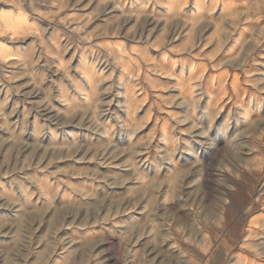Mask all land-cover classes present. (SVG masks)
<instances>
[{
    "label": "clouds",
    "instance_id": "obj_1",
    "mask_svg": "<svg viewBox=\"0 0 264 264\" xmlns=\"http://www.w3.org/2000/svg\"><path fill=\"white\" fill-rule=\"evenodd\" d=\"M81 2L0 0V11L36 36L26 45L11 34L0 38V47L15 61L0 65V84L7 81L8 89L0 100V264H208L211 257L178 248L186 238L196 243L200 218L180 217L175 201L184 199L183 186L171 190L178 172L172 165L178 163L181 134L207 136L210 128L201 122L223 107H211L221 100L223 88L215 92L205 69L256 75L248 65L259 63L264 53V0H143L138 12H125L123 0H99L94 8L88 0L83 9ZM149 4L166 11H147ZM66 9L76 11L69 15ZM115 9L121 15L89 30L101 13ZM42 20L50 22L47 27ZM51 22L66 31L48 35ZM108 37L116 39L100 42ZM64 40L68 43L61 46ZM82 45L105 51L95 63L85 60L73 68L76 52L65 57ZM209 46L211 52H205ZM152 49H163L160 60L149 55ZM174 52L186 55L174 58ZM221 52L213 63L211 57ZM98 64L105 65L103 71ZM152 74L170 79L159 84ZM249 82L254 95L264 93V78ZM13 95L19 99L6 111ZM233 109L229 116L237 127L247 124L248 135L264 137V116L252 119L241 101ZM70 158L95 161L96 167L52 168ZM113 168L123 171L104 170ZM80 176L86 179L71 182ZM168 241L174 243L164 250ZM249 247L257 264H264V243Z\"/></svg>",
    "mask_w": 264,
    "mask_h": 264
},
{
    "label": "bare ground",
    "instance_id": "obj_2",
    "mask_svg": "<svg viewBox=\"0 0 264 264\" xmlns=\"http://www.w3.org/2000/svg\"><path fill=\"white\" fill-rule=\"evenodd\" d=\"M71 2L74 3L75 0H71ZM98 2H99V0H93L92 8H94ZM87 3H88V0H82L80 8L83 9V5L87 4ZM124 3L125 2L123 0V6H124L125 12H138L143 8V0H141V2L138 4L137 8L136 7L135 8H131V7L128 8V7H126V5ZM152 6H153V4H149L147 11H150V10L152 11ZM91 10L92 9L89 8V9H86L85 11H91ZM65 11L69 12V15L70 14L72 15V12H74L76 10L72 9L71 11H69L66 9ZM164 11H166V9H164ZM79 14H82V13H79ZM61 15H63V13ZM119 15H121L120 9H115L112 11L101 13V16L97 19H94L92 21V23L89 24L88 28H89V30H91L98 25L102 26L104 24L105 20H108L110 18L114 19V18L118 17ZM42 22L44 24H45V22H47L44 27H47L48 24L50 23L47 20H42ZM51 23H53V27L50 29H53V31H56V30L57 31L58 30L59 31H61V30L66 31L63 24L55 25L54 22H51ZM0 30L2 32L3 31L7 32L11 35H15V33H18V34H22V33L26 34L27 33L30 35L33 34L31 30H28V31L21 30L19 21H14L11 17V14H6L4 11H0ZM115 39L116 38H114V37L100 38V42L103 43V42H105V40L111 42ZM67 43H68V41L64 40L61 46L65 45ZM92 43L96 44V40H93ZM128 46H129V44L127 42H125V47H128ZM262 47H264V46H262ZM154 50L155 49L150 50L149 55H151V56L155 55V54H153ZM104 51L105 50L101 48V49H99V51L93 52V50L91 48H87L86 45H82L79 51H77V49L75 47H73L71 49V51H69V53L67 54L68 55L67 58L71 57L73 52H76L75 59L72 61V67L75 68L77 65L81 64L85 60L89 64L95 63V61L98 58H102L100 56V53H102ZM117 51H122V49H118ZM209 52H211V50ZM162 53L163 52H160L159 54H162ZM130 55L135 56V50L132 53H130ZM222 55H223L222 52L219 53L218 55H213L211 57L212 62L214 63ZM173 57L175 58V56H173ZM67 58H65V59H67ZM260 58H261V61L259 63L248 65L249 72L250 73L255 72L256 73L255 76L248 75L246 77L240 71L233 72V71L229 70L228 72H223V70H218L215 68L205 69V77L204 78L207 81L209 75H211L213 77L212 87H213V89H215V92H219L220 89L223 88V96H222L221 100L220 101H213V104L211 105L213 111H215V105L216 104H223V107L219 111L218 115H216L214 118H207L206 122L208 124H211V123L214 124V126H212V128L216 129V131H215V135H216L217 127L223 121L224 122L223 130H222L223 138L228 137L227 140H229V142H231V144L235 147H236V145H238V142H239V145H243V147L245 149L243 151H241L242 152L241 153L242 158L244 159L245 156H248V157H246V164L243 168L244 171L242 172V174H243L242 176L246 177V179H245L246 185H250V190H249L247 196L242 198V202H241L240 207H241V209H243L242 210L243 212L241 214L238 213L239 214V220H238L237 224L235 225V227L232 228L233 232H235V231L237 232V234L239 235V238H241V239L243 238V241L241 242L242 244L241 245L238 244V246H237L238 252H235L237 250L236 247H230L229 249H226L225 251H223L222 257L218 260V262L216 264H257L258 258H256L254 253L250 250L249 245L254 246L256 244L264 243V214H262L258 218L254 217L255 216L254 214H256L257 211L262 210L264 212V137H261L260 140L254 141L256 138L254 139L253 136H250L247 134V127H248L247 124H241L238 127L236 125L234 127L235 128V134L233 135V133H232L229 136H227L228 135V133H227L228 126H230V122H231V120L229 122V118H230L229 112L234 110L233 109V103H236L237 101H241L243 106L249 109V116L252 119L256 118L257 113L264 116V114H262L261 110L259 109V107H261V105L259 106V103H258V100H259L258 98L264 97V93H261L259 95H254V93H256V89L253 88L252 84L249 82L251 80L264 78V53L261 54ZM49 59H51V58L49 57ZM125 59L127 60V57H125ZM198 59H199L198 57H193V60L198 61ZM257 59L259 60V57H257ZM14 62L15 61L12 58V56H10L4 48L0 47V65L6 67L8 64H12ZM42 63H43V61H42ZM104 68H105V65H103V64L97 65V69L99 71H103ZM177 71H179V69H177ZM120 74L121 73L118 71L117 76H119ZM73 75L77 76L81 80H83V77H80L79 73H73ZM156 76H158V75L152 74L153 80L159 84H164V82L161 83L159 78H157ZM159 76H162V75H159ZM163 77L168 78V80L170 79V77H167V76H163ZM141 80H143V74L142 73H141ZM223 81H227V83H223ZM24 82L25 81H23V80L16 81L17 84H22ZM83 82L87 83L86 80H83ZM6 84H7V81H5L4 84H0V89H3V91H0V100H3L8 95V89L5 86ZM155 87H156V84H153V90H155ZM215 92H214V94H215ZM229 98H231V102H226L229 100ZM18 99H19V97L13 95L8 101L6 111H10L12 109L13 104ZM34 99H39V97H34ZM119 99L120 98H118V100ZM207 99H209V98L206 97V100ZM147 106H148V104H147ZM112 110L115 112H119V109H117L115 104L112 105ZM21 111H22V109H21ZM110 115H111V113H109V116ZM137 115H139V114L137 113ZM17 116H20V111H18L16 116H13L12 119L15 120L17 118ZM108 118L109 117H104L103 119H108ZM241 119H246V118L242 117ZM217 124H218V126H217ZM203 128L205 130H208L210 128V130H211V126H207V127L204 126ZM197 131H199V130H197ZM197 137H201V139L196 140V143H199L202 145L207 144L209 146H211V144L213 145V143H215V140L214 141L211 140L210 134H208L207 136H201V135H197L195 133L194 138H197ZM188 143H189V141L186 142V144H188ZM189 145L190 144H188V147H189ZM202 145H200V146H202ZM165 147H166V145H165ZM231 150L232 149H229V152ZM221 151H222V149H218V147H217V149L215 148V151L212 152L209 159H207V160H205V159H202V160L199 159L198 160L197 157L194 156L195 157L194 158L193 155L190 153L182 156L183 155L182 153L179 154V153L175 152V159L178 161V163L175 165H172V166L176 167L178 169V172L175 174V183L172 186L171 190L174 191L176 187L183 186L180 194L184 196V199L183 200L177 199L175 201V205L181 206V210L179 212L180 216H186V215L188 216L189 212H190L189 210H193V208L191 209L192 206L190 207V209H188L189 207L188 208L182 207L184 204L190 202L188 197H192V199L195 201V203H192V201H191V203H192V205L193 204L196 205L197 204L196 201L200 195L199 193L201 191L200 190L201 186L196 185L195 184L196 181H192L193 183L189 184L191 178L194 179V177L196 175H199L201 173V171H205L203 169L207 168L206 172L204 174L202 173V175L204 176L203 177V188H205V187L211 188V186L214 184V183L212 185L210 184V177L212 175L211 173H214V172L213 171L211 172V170H209V168H210V166H212V164H214L213 162H216V159L219 156ZM178 155H180V156H178ZM233 155L236 158L235 154H233ZM231 156L232 155H228L227 161L229 160V158ZM239 156H240V154H239ZM239 156L237 155L238 158H240ZM180 159L188 160L189 163L187 164V166L184 165V162H180ZM231 161H232V159H231ZM225 162H226V160L224 159V163ZM238 162L240 163V161H238ZM238 162H237V164H238ZM226 163H225V165H226ZM228 164H229V162H228ZM70 165H75L76 168H82L83 165H89L87 167H96L95 161L78 162L77 159H71L70 158L67 160L62 159V160L56 161L55 163L52 164V168L53 169L62 168V169L67 170L68 166H70ZM100 167L103 168L102 165ZM227 169H229V168H227ZM104 170H111V171L115 172V171L120 170V169L113 168V169H104ZM29 171H34V169H29ZM218 171H216V172H218ZM220 171H221L220 177L221 176L225 177L226 176L225 173H227V172L223 171V170H220ZM179 173H184V175H180ZM209 174H210V176H209ZM41 175H43V174H41ZM163 175L164 174H162L161 176H163ZM216 177H217V175H216ZM4 179H10V178H4ZM84 179H86V177H83V176L72 177L71 182L73 184H78L80 181H82ZM233 179H234L233 181H236L235 178H233ZM223 180H221V181H223ZM217 181L220 182L219 179ZM197 183H198V181H197ZM199 183L201 184V182H199ZM219 185H221L223 187V185L221 183H219ZM165 187L167 188L168 186L166 185ZM231 187H233V186L231 185ZM222 190L224 192L226 191L228 193H232L230 186L228 188L224 187V188H222ZM69 191H71V189H69ZM161 192H162V198H163V195H166V193H164L163 189L161 190ZM203 193H204V191H203ZM202 195H201V200L203 199ZM203 196H205V195H203ZM204 200H205V198H204ZM204 200H202L203 203H204ZM230 201L231 200L229 198H222V201H220L221 202L220 203V210L221 211L220 210L218 212L216 211V214L218 213V217L220 220L219 223L220 224L225 223L224 226L222 225L223 227L221 228V231L223 234H224L225 229H226V224H228L226 222L229 221L231 219V217L233 216L232 215L233 211L231 208L232 204L230 203ZM170 207H174V205H170ZM134 214L135 213H131L130 215H134ZM221 216H222V219H221ZM200 227H202V226H200ZM200 230L202 231V233L204 232L203 228H201ZM213 232L214 231H212V233ZM209 233H211V232H209ZM205 234H203L202 236L204 237ZM223 234L219 235V236H221V238H223ZM219 236H216L215 238L217 239V237H219ZM218 242L219 241L214 243L213 246H211L209 244H208L209 246L208 245L206 246L207 251L205 253L207 254L208 257L213 256L215 249H217ZM141 243H143V241ZM172 243H174V241L166 242L164 244V250H168L169 245ZM195 245H194V243H191L186 238L184 241L180 242L178 248H185V249H191L192 250V248H194V249L196 248ZM172 252L178 253V249H174V250H172ZM161 259H163V257H161Z\"/></svg>",
    "mask_w": 264,
    "mask_h": 264
},
{
    "label": "rangeland",
    "instance_id": "obj_3",
    "mask_svg": "<svg viewBox=\"0 0 264 264\" xmlns=\"http://www.w3.org/2000/svg\"><path fill=\"white\" fill-rule=\"evenodd\" d=\"M124 2H125L124 4L126 5V7H128V8H130V7L131 8H135V7L137 8V6L141 2V0H124ZM153 7H155L157 12H163L164 11V8H162L160 5H154L153 4L152 9H153ZM190 7H191V5H190ZM46 23L47 22H45V24H44L42 22V25L45 26ZM58 31L57 30L53 31V29L49 28L48 29V35H54ZM3 34H9V33L4 32V31L2 32L0 30V38H3ZM32 35L27 34V33L26 34H24V33H22V34L15 33V35H13V36L22 38L18 42L26 45V44H29L34 39H36V36L34 34H32ZM181 39H183V37H181ZM177 43H179V41H177ZM210 50H211V46H209L208 49H205V52H209ZM160 52H163V49H160V50H156L155 49L154 53H153L155 55H152L153 59L160 60L161 57H162V54H163V53L159 54ZM172 55L175 56V57H178V56L186 55V53H184V52H174ZM67 57H68V55L65 58H67ZM259 61H261L260 57H259ZM156 77L159 78L161 83H163V82L165 83L166 81H168V78L163 77V75L162 76H156ZM165 94H167V93H165ZM151 99H152V97L150 96L149 97V102H151ZM258 99H259L258 100L259 106L261 105V107H259V109L261 110L262 114H264V102H262L260 100L261 97L258 98ZM147 107L148 106L146 104L138 112V114L142 115L144 113V111L147 109ZM235 111H236L235 109L232 111V112H234L233 114H235ZM230 120H231V122H230ZM229 122H230V126H228V131H227L228 135L227 136H229L230 134L233 133V128L236 126V123H235L236 120L235 119H232L230 117L229 118ZM201 124H202V127L211 126V130H210V132L208 134L211 135V140H213V141L215 140V143H213V145L211 144V146H209L207 144L206 145H202V144L196 143V140L201 139V137L194 138V134L195 133H192L191 135H188L187 133H184V134L182 133V141H184V142H182L179 145V147L177 148L178 150L176 149L177 151H175V152H177L179 154L182 153L183 154L182 156L190 153V154L193 155V157L194 156L197 157L198 160L199 159L200 160H202V159L207 160V159H209V157L212 154V152L215 151V148L217 149V147H218V149H222V151L220 152L219 156L217 157L216 162H213L214 164H212V166H210V168H209V170H211V172L212 171L214 172V173H211L212 175L210 177V184L212 185L214 183L211 186V188H208V187L203 188V177L204 176L202 175V173L204 174L206 172L207 168L203 169L205 171H201V173L199 174L200 176L196 175L197 177L195 176L194 179L193 178L190 179V181H196L195 182L196 185H200L201 186V189H200L201 191L199 193L200 195H199V198L196 201V203L199 206L197 204H196L197 206L195 204H193L192 207H191V209L193 208V210H189L190 211L189 215L188 216L187 215L186 216H180V217L182 219L189 220V221L193 220L196 217H199L200 218V226H202V227H200V229L203 228L204 232L205 231L207 232V233L205 232L206 233L205 234L204 232L202 233V231L200 230L201 236L199 235V237L197 236L198 238L196 237V243H199L200 247H196V245H195L196 243H194L196 248L195 249L192 248V253L197 258L198 257H204L205 259H207L208 256L205 253L207 251V249H206L207 247L206 246L208 244L213 246L214 243L219 241L217 249H215V252H214L213 256L211 257L210 260H208V264H216L218 262V260L222 257L223 251H225L226 249H229L230 247H236L237 248L238 244L241 245L242 244L241 242L243 241V238L242 239L239 238V235L237 234V232L236 231L233 232L232 228L235 227V225L237 224V222L239 220V214H241L243 212L242 211L243 209H241V207H240L241 206V202H242V198L246 197L248 192H249V190H250V185H246V183H245L246 177L242 176L243 175L242 172L244 171L243 168H244V166L246 164V157H248V156H245L244 159L242 158V154H241L242 152L241 151H243L245 148L243 147V145H239V142H238V145H236V147L233 146L231 144V142H229V140H227L228 137L227 138H223V133L222 132L220 133L219 136L216 137V135H215L216 129L212 128V126H214V124H212V123L208 124L206 122V119L204 121H202ZM217 126H218V124H217ZM149 127H151V124L149 125ZM185 127H187V126H185ZM145 131H146V129H145ZM256 140H260V139H255L254 141H256ZM188 141H189L188 144H190L189 147H188V144L185 143V142H188ZM214 144L215 145L217 144L216 145L217 147ZM200 145H202V146H200ZM229 149H232L233 151L231 150L229 152ZM233 154H235L236 158L234 157ZM239 154H240V156H239ZM151 155H154V154H151ZM228 155H232L229 158L230 161L229 160L227 161ZM237 155L240 158H238ZM178 156H180V155H178ZM224 159L227 162V163L225 162L226 165L229 162V164L227 165V168H229V169H227L226 167H222L221 166L222 163H224ZM231 159H232L233 162L231 161ZM238 161H240V163ZM180 162H184V160L180 159ZM237 162H238V164H237ZM225 163H224V165H225ZM87 166H89V165H83V167H87ZM152 167H154V165H152ZM220 170H223V171L227 172V173H225L226 174L225 177H222V176L220 177V172H221ZM120 171H123V169L117 170L115 172H120ZM216 171H218L219 173L216 172ZM162 174H164V173L161 172L160 175H162ZM216 175H217V177H216ZM209 176H210V174H209ZM233 178H235L236 181H233L234 180ZM218 179L220 180V182L217 181ZM221 180H223V181H221ZM197 181H198V183L201 182L202 185L200 183L198 184ZM219 183H221L223 185V187L221 185H219ZM231 185L233 187H231ZM229 186H230V189H231L232 193H228L226 191L224 192L222 190V188H224V187L228 188ZM202 190L204 191V193H203ZM201 193L203 195H205V196H203ZM201 195H202V198H203L202 200H204V198H205L204 203L201 200ZM222 198H229L231 200L230 203L232 204L231 208H232V211H233V214H232L233 216L231 217V219L229 221L226 222L228 224H226V229H225L224 234L222 233L221 228L224 226L225 223L224 224L213 223L214 221H220L219 217H218V213L216 214V211L218 212L220 210V203H221L220 201H222ZM189 203H191V201ZM188 209H190V207ZM262 214H264V212L262 210L257 211V213L254 214L255 215L254 217L258 218ZM212 231H214V232L212 233ZM209 232H211V233H209ZM203 234H205L206 236L204 235V237H203L202 236ZM222 234H223V238H221V236H219V235H222ZM216 236H219V237H217V239H216L215 238ZM235 252H238V248H237V250ZM157 264H159V261L157 262Z\"/></svg>",
    "mask_w": 264,
    "mask_h": 264
}]
</instances>
